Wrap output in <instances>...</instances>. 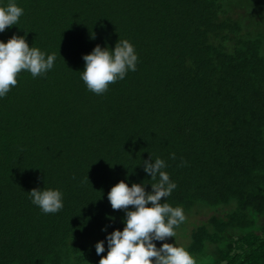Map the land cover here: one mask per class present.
I'll return each instance as SVG.
<instances>
[{"label": "trees", "instance_id": "1", "mask_svg": "<svg viewBox=\"0 0 264 264\" xmlns=\"http://www.w3.org/2000/svg\"><path fill=\"white\" fill-rule=\"evenodd\" d=\"M15 2L24 14L0 41L25 36L57 58L0 98V264L96 262L95 244L124 226L107 194L120 181L150 192L149 156L177 185L167 203L210 214L190 231L194 258L264 264V0ZM230 8L247 13L221 19ZM119 39L136 71L96 95L82 57ZM44 187L63 192L61 211L31 203Z\"/></svg>", "mask_w": 264, "mask_h": 264}, {"label": "clouds", "instance_id": "2", "mask_svg": "<svg viewBox=\"0 0 264 264\" xmlns=\"http://www.w3.org/2000/svg\"><path fill=\"white\" fill-rule=\"evenodd\" d=\"M23 14V8L15 0L0 4V33L16 25ZM56 58L55 53L47 54L37 47H29L25 36L13 35L7 42L0 41V98L17 85L21 71L29 72L33 78L43 76L53 69ZM82 59L84 70L80 72V79L96 95L106 92L110 84L123 80L127 73L136 71L138 62L134 46L126 39H119L113 49L96 45ZM169 159L175 160V154H170ZM142 166L150 180L156 181L150 184V192H146L145 183H133L129 187L125 181H120L107 194L111 208L123 210L125 218L122 230H113L95 244L97 256L105 253L107 246V253L101 256L99 264H198L185 247L177 246L176 242H164L176 236L175 229L185 220L181 207L166 202L177 187L165 171L166 160L149 156ZM27 194L31 203L44 214H55L64 207L60 189L34 188ZM101 231L107 233L106 228Z\"/></svg>", "mask_w": 264, "mask_h": 264}, {"label": "rangeland", "instance_id": "3", "mask_svg": "<svg viewBox=\"0 0 264 264\" xmlns=\"http://www.w3.org/2000/svg\"><path fill=\"white\" fill-rule=\"evenodd\" d=\"M247 12H246V9L244 8H230L228 9V11L226 13H224L222 16H221V19H225L226 17L229 18V19H232V20H237L239 19V16L238 15H245ZM241 21H243L242 23V27L243 29H248L247 28V25L251 27L252 24H249L246 20H242V16L240 17ZM261 19V18H260ZM250 22V21H249ZM252 23V22H250ZM249 30V29H248ZM202 211L198 212V213H195L191 216H185V221H184V225H183V229L181 230L180 228L176 231V236L174 238H167L166 241H164L165 243H170V244H174L176 242V245L177 246H182V247H185L188 242H189V234H190V231H192L196 226L202 224L203 222H205L207 219H208V216L210 214L208 213H204ZM220 215V213H219ZM160 246V243L157 242V247ZM107 253V248H106V251L105 253H102L101 256H104L106 255ZM101 256H97V259L95 258V261L96 262H92V263H89V264H99V260L101 258ZM198 264H210L209 260H211L210 258L208 257H205V258H202V259H196Z\"/></svg>", "mask_w": 264, "mask_h": 264}]
</instances>
